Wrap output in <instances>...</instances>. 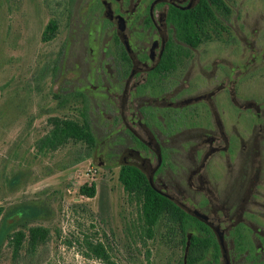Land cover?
Here are the masks:
<instances>
[{
	"label": "rangeland",
	"instance_id": "1",
	"mask_svg": "<svg viewBox=\"0 0 264 264\" xmlns=\"http://www.w3.org/2000/svg\"><path fill=\"white\" fill-rule=\"evenodd\" d=\"M150 2L141 0L130 16L125 11L129 0H123L122 7L115 0H0V264H184L180 229L162 219L154 237L148 238L139 205L119 181L128 133L118 119L126 77L111 71L120 46L114 20L118 14L127 19L122 31L125 46L138 57L146 55L158 39L154 31L149 35L141 20ZM225 3L230 14L216 13L220 20L216 36L189 48L179 68L165 80H155L154 89L137 80L127 104L128 116L142 111L153 115L151 128L174 159L175 170L161 178L170 185L179 183L184 191L174 183L171 193L189 201L187 178L194 162L189 152L196 145L195 159L200 161L207 149L204 136L218 135L215 110L205 100L166 106L162 97L181 102L215 92L213 103L231 145L242 138L247 146L243 154L253 158L234 157L227 165L215 153L212 160L225 170L220 177L224 174L227 183L234 182V175L226 171L241 162L250 175L244 182L260 168L264 185V128L257 143L255 138V126L264 125V0ZM106 4L113 11L111 18L106 16L110 10ZM162 8L158 5L156 14ZM52 19L58 20L59 30L45 42L43 32ZM231 85L241 108L231 100ZM248 102L259 107V118L253 107L245 106ZM51 117L89 119L97 144L87 160L72 164L85 153V147L74 142L56 151L40 150ZM152 162L156 163L154 157ZM93 184L94 198L81 194L83 186ZM200 199L198 195L196 200ZM244 215L251 216L248 211ZM31 227L48 229L49 237L33 255L25 241L15 261L8 236L19 230L28 233ZM99 243L112 263L92 255L91 245Z\"/></svg>",
	"mask_w": 264,
	"mask_h": 264
},
{
	"label": "flooded vegetation",
	"instance_id": "2",
	"mask_svg": "<svg viewBox=\"0 0 264 264\" xmlns=\"http://www.w3.org/2000/svg\"><path fill=\"white\" fill-rule=\"evenodd\" d=\"M115 1L120 3L121 7L123 6L121 4L123 0ZM153 1L151 0L148 9H145L147 14L141 20L143 26L149 30V35L154 31L157 33L158 39L153 43V47L147 51L146 55L138 57L131 46L129 50L125 46L122 31L119 30V24L116 20H121L126 25L127 19L118 14V17L114 20L118 27L116 35V38H118L117 43L119 42L120 45L118 49L120 50L123 47L128 54L125 67L122 64V59L117 55L112 60L111 68V71H114L120 77H126L122 94L119 97L118 119L124 124L128 133V145L123 151L121 166H135L141 169L147 177L153 176L156 187L168 194L172 201L190 214V232L187 234L186 247L189 242L190 249L193 237H200L204 246L203 253L205 258L203 263H188V257H186L187 262L185 264H264V185L260 184V168H255L254 174L249 179V182L246 183L244 182L245 177L250 175L247 168H242L241 162H239L237 169L230 167L226 171V173L230 172V176L234 175V182H230L231 184L227 183L224 174L220 177L224 169L218 168L216 159L212 160L211 157L215 153H219L220 159H225L226 163L228 162L227 165H231L230 160L234 159V157H237L240 161L243 159V155H246V157L249 155L243 154V150H247V146L241 136H239L241 138L240 144L235 145V147L231 145L222 117L213 103L215 92L181 102L172 101L169 97L161 98L166 106L171 107L188 106L197 101L205 100L209 108L212 107L215 110L214 115L218 135H213V137L204 136V143L207 145V149L200 161L195 159L196 145H193L192 152H189V157L194 161L188 172L189 178H187V187L191 192L190 201L189 198L184 200L171 193L174 183L180 187L181 191H184L179 183L174 182L170 185L161 178L163 175H168L166 174L168 170H175L172 164L174 159L168 157L169 154L165 152L161 139L154 134L151 128L153 115L148 114L146 111L140 112L139 115L134 112L130 116L127 114L129 95L135 88L137 80V83L143 84L145 88L147 86L148 88L152 87L150 89H154L153 83L155 80H165L182 64L181 58V62L177 64L176 69L172 72L162 73L157 69L168 42L176 37L175 28L168 21L170 7H175L179 10H189L190 8L184 9L183 7L191 4V8H193L201 2V0H163L151 10L150 7ZM140 3L141 0H137L135 4L134 0H129V6L125 10L127 15H134ZM158 5H162L163 8L156 14ZM108 6L110 10L108 9L109 12L106 16L111 18L113 11H111L110 4ZM148 18L150 23H148ZM176 42L180 43L179 40H176ZM131 74L134 76L130 79ZM229 93L234 105L241 108L243 105L237 103L232 85L229 87ZM245 106L253 107L257 118L261 116V111L257 105L248 102ZM117 116H112V118L116 120ZM257 122L259 123L260 119ZM255 127L258 130L255 135L257 143L260 129L264 128V125L258 124ZM180 132L176 133V135H179ZM237 133L238 131H236V135ZM164 141H169V137H165ZM209 143H211V147L208 146ZM238 149H241L240 153H237L239 152ZM159 154L162 161L158 166ZM254 154L256 155L255 152ZM250 156L249 158L251 159ZM152 157L156 159V163L152 162ZM168 159H170V162L167 161ZM195 163H198V165L195 166ZM244 170L247 173H244ZM212 175L217 176L215 178L217 180H213L214 177ZM198 195L201 197L200 200H196ZM244 211H248L251 216L246 217Z\"/></svg>",
	"mask_w": 264,
	"mask_h": 264
},
{
	"label": "trees",
	"instance_id": "3",
	"mask_svg": "<svg viewBox=\"0 0 264 264\" xmlns=\"http://www.w3.org/2000/svg\"><path fill=\"white\" fill-rule=\"evenodd\" d=\"M216 13L230 14V8L225 3V0H201V2L189 10H179L175 7H170L168 12V21L174 26L176 38L187 45V49L183 45L171 39L162 55V59L157 69L162 73L172 72L176 69L177 64L181 62L182 56H188L189 48H196L202 42H207L216 36L217 27L220 20ZM148 23L150 19L148 18ZM59 22L52 19L46 26L43 32V40L49 42L53 40L58 33ZM118 38H116V42ZM117 55L122 59V64L127 65L128 54L121 47ZM180 58V59H179ZM50 125L49 131L40 139V150L56 151L65 147L70 142L81 144L85 147V153L80 155L73 161V165L79 164L87 160L91 156V152L97 144L96 136L88 118L84 117L82 121L51 117L48 120ZM119 181L123 185L125 192L134 198L139 205V215L142 221L143 229H146L148 238H153L155 229L162 219H166L171 224V227H178L183 234V243L187 238L184 236L190 230V214L183 208L177 205L170 198L159 194L154 190L148 177L145 173L135 166H122L119 173ZM82 195L88 198L96 196V186L93 184L90 187L83 186L80 189ZM49 237V230L43 227H31L28 233L25 231H16L8 236L9 244L13 247L14 260L18 261L22 255L25 241L28 242L27 252L30 255L35 254L38 247L45 243ZM139 240L145 244L141 233L138 236ZM204 246L202 239L198 236L193 237L188 257V263H203L204 261ZM92 255L105 263H112L108 250L101 243L91 245ZM187 260L184 259V264Z\"/></svg>",
	"mask_w": 264,
	"mask_h": 264
},
{
	"label": "water",
	"instance_id": "4",
	"mask_svg": "<svg viewBox=\"0 0 264 264\" xmlns=\"http://www.w3.org/2000/svg\"><path fill=\"white\" fill-rule=\"evenodd\" d=\"M161 1H163V0H154L153 2H152V4H151V10H153V8H154V6L156 5V4H158L159 2H161ZM184 9H189V8H191V4L190 5H187V6H185V7H183ZM152 14V13H151ZM153 15V14H152ZM122 19V18H121ZM117 22H118V24H119V30L120 31H123L124 29H125V27H126V25H125V23L123 22H121V20H117ZM134 75L133 74H131V76H130V79L133 77ZM159 160H158V166L161 164V161H162V158H161V155L159 154ZM148 179H149V183H150V185H151V187L154 189V190H156L159 194H161V195H163V196H165V197H168V198H170V196L168 195V194H166V193H164L163 191H161L160 189H158L157 187H156V185H155V183H154V177L153 176H151V177H148ZM171 199V198H170ZM188 249H189V242H188V244H187V247H186V254H187V251H188ZM186 254H185V260H186Z\"/></svg>",
	"mask_w": 264,
	"mask_h": 264
}]
</instances>
